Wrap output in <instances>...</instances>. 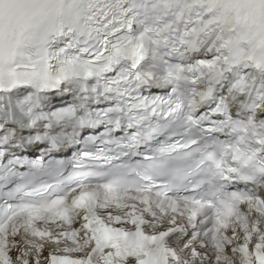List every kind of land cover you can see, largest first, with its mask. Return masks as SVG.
Segmentation results:
<instances>
[{
	"label": "snow or ice",
	"instance_id": "1",
	"mask_svg": "<svg viewBox=\"0 0 264 264\" xmlns=\"http://www.w3.org/2000/svg\"><path fill=\"white\" fill-rule=\"evenodd\" d=\"M0 264H264V0H0Z\"/></svg>",
	"mask_w": 264,
	"mask_h": 264
}]
</instances>
